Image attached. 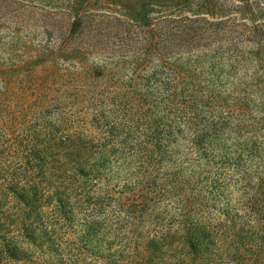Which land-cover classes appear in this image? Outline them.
<instances>
[{
  "label": "rangeland",
  "instance_id": "rangeland-1",
  "mask_svg": "<svg viewBox=\"0 0 264 264\" xmlns=\"http://www.w3.org/2000/svg\"><path fill=\"white\" fill-rule=\"evenodd\" d=\"M81 1L100 24L96 36L73 33L53 8L59 0H0V119L19 150L45 162L77 156L75 167L65 160L59 170L99 173L98 188L113 189V199L148 187L152 201L135 220L115 200L95 215L72 203L61 225L45 210L47 231L39 223L37 231H0L9 249L20 234L29 238L13 258L0 254L2 264H73L62 255L83 246L81 264H128L135 250L137 264H172L181 190L225 227L196 264H264V231L249 228L242 210L264 174V5L248 11L219 0L223 10L194 25L204 37L168 40L164 33L175 32L152 0ZM163 237L167 256L154 260L146 250Z\"/></svg>",
  "mask_w": 264,
  "mask_h": 264
},
{
  "label": "trees",
  "instance_id": "trees-1",
  "mask_svg": "<svg viewBox=\"0 0 264 264\" xmlns=\"http://www.w3.org/2000/svg\"><path fill=\"white\" fill-rule=\"evenodd\" d=\"M79 1L81 0H59L58 5L53 8L58 11L59 16L67 19V24L69 23L73 33H82V31L90 29V35L96 36L97 30L93 29H96L100 24H98L95 16L82 9L83 2ZM152 1V6L165 10L163 20L168 23L171 32H175L164 33V37L168 40L175 36H189L194 40L204 37L203 31H198L194 25L204 21L208 22L205 17L214 18L215 10L222 11L224 8L219 0ZM232 1L242 6L236 8L248 11L252 7L258 8L260 5H264V0ZM232 11L234 9H230L229 12ZM156 37L157 35L152 33V39L155 40ZM8 127V121L0 119V231H37L38 229V231H47V227L41 221L43 215L47 213L45 210L50 209L52 211L51 214L56 216L57 225L65 224L67 213L72 212V203L79 201L83 202L90 215H95L97 208L106 207L113 200L116 203H121V208L129 216H133L134 220L147 215L153 194L150 188L147 187L145 190V188L140 187L137 191L119 192L118 197L113 199L112 194H116L113 189L101 190L98 188L99 173L91 175L84 170H74L76 174L71 176V174L68 175L67 172L59 170L62 169L59 163L65 162V160H68L69 164L75 167L77 156H50L49 162H45L44 157L40 154L36 155L33 151L19 150ZM62 158L64 159L62 160ZM47 165H50V171H54L49 179H47V169H45ZM59 173L62 174V177L57 176ZM247 180V174L242 173L239 178L240 190L248 189L246 187ZM256 181L257 184L248 189L242 210L244 214L248 215V218H252V222L248 223L249 228L264 231V174L258 177ZM54 184H57L56 187ZM177 200L181 203L180 213L183 220L179 230H175L177 232L173 234V236L178 235L174 241L178 244V251L173 257L176 259L172 264H196L198 259H201V253H206L211 246L215 247L218 242H221L217 231H225V227L217 224L216 221L212 224L213 221L208 215L203 217L199 210L201 209L199 201L197 199L190 200L184 191L181 190ZM92 201L94 202L92 203ZM196 216L205 218L207 222L199 226L197 224L199 221L195 220ZM10 217L13 221L6 223ZM29 221L32 222L27 227L26 222ZM231 221L235 225L234 220ZM37 223H39L38 229L35 227ZM191 231H194L193 235ZM89 232L96 235L98 231ZM50 239L49 243L53 248H56L54 252L57 253L55 241ZM4 240L2 239L0 243V254L6 253L12 258L17 248L28 247L29 245L28 236L22 234L14 239L11 249L7 243H4ZM168 249L167 241L163 237L159 241L156 240L146 252H150L152 259L156 260L162 256H167ZM85 251L84 246L79 247L75 252H72L69 258L65 255H62L61 258L72 261L73 264L85 263L87 257ZM135 255H137L136 250L134 256L127 258L128 264H137ZM222 263L223 261H220V264ZM87 264H96V262L93 260ZM226 264L230 263L227 262Z\"/></svg>",
  "mask_w": 264,
  "mask_h": 264
}]
</instances>
